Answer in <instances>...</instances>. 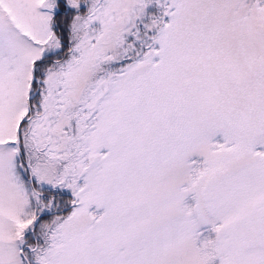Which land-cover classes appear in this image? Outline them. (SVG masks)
I'll return each instance as SVG.
<instances>
[{
  "label": "snow or ice",
  "instance_id": "obj_1",
  "mask_svg": "<svg viewBox=\"0 0 264 264\" xmlns=\"http://www.w3.org/2000/svg\"><path fill=\"white\" fill-rule=\"evenodd\" d=\"M0 264H264V0H0Z\"/></svg>",
  "mask_w": 264,
  "mask_h": 264
}]
</instances>
